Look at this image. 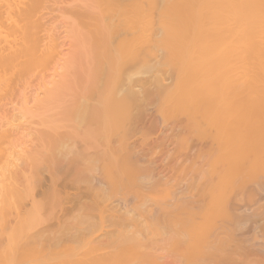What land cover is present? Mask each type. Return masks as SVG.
Returning a JSON list of instances; mask_svg holds the SVG:
<instances>
[{
  "label": "bare ground",
  "instance_id": "bare-ground-1",
  "mask_svg": "<svg viewBox=\"0 0 264 264\" xmlns=\"http://www.w3.org/2000/svg\"><path fill=\"white\" fill-rule=\"evenodd\" d=\"M0 264H264V0H0Z\"/></svg>",
  "mask_w": 264,
  "mask_h": 264
}]
</instances>
